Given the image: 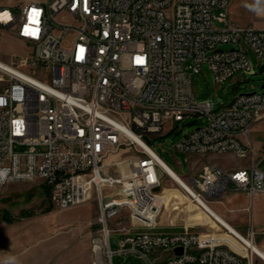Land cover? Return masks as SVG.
<instances>
[{"label": "built area", "instance_id": "obj_1", "mask_svg": "<svg viewBox=\"0 0 264 264\" xmlns=\"http://www.w3.org/2000/svg\"><path fill=\"white\" fill-rule=\"evenodd\" d=\"M230 2L46 0L0 7V28L25 48L0 59V194L8 185L41 181L53 207L67 211L95 192V232H106L109 250L93 234L91 264H255L208 234L156 231L163 207L158 196L171 176L146 141L161 135L167 122L204 118L175 150L250 155L239 137L264 117V91L237 95L216 109L211 101L196 102L191 87V73L205 64L222 84L240 72L255 73L251 52L264 60V29L233 24ZM61 10H68L67 18H60ZM226 44L233 48H220ZM120 151L136 156L128 172L120 163L112 175L107 160ZM139 156H147L145 167H138ZM182 180L188 187L181 189L199 204L229 190L250 199L264 194L257 162L235 171L205 165L198 177ZM112 189H120L119 198H110ZM123 191L143 199L144 207L121 201ZM142 227H149L148 237L136 236ZM247 231L253 242L251 224Z\"/></svg>", "mask_w": 264, "mask_h": 264}, {"label": "rangeland", "instance_id": "obj_2", "mask_svg": "<svg viewBox=\"0 0 264 264\" xmlns=\"http://www.w3.org/2000/svg\"><path fill=\"white\" fill-rule=\"evenodd\" d=\"M29 1L46 0H0V7L16 10L20 4ZM227 12L241 26L264 28V0H233L230 9L227 7ZM220 48L230 50L233 45H221ZM24 51L22 41L0 28V59L7 61L13 54ZM250 56L255 73L240 72L222 84L216 83L206 64L201 72L191 73V87L196 102L211 101L218 109L237 95L264 91V60H258L252 52ZM204 122V118L196 117H190L182 124L167 122L161 135L146 138L153 150L181 179L198 177L204 165L235 167L250 162L247 158L238 159L232 153L201 155L175 150L179 141ZM252 152L251 148L250 153ZM135 156L134 151H120L112 155L107 160L114 165L110 174L119 173L117 164L120 163H123L124 169L130 170L125 165ZM261 167L264 169V162ZM164 193L167 194V199L157 222V232L178 233L188 229L190 232L208 234L214 241L226 243L235 251L249 255V249L241 241L228 234L168 177L162 182L160 194ZM125 196H121V201ZM128 201L130 204L134 203L133 198ZM210 206L217 207L222 217L245 237L248 224L253 221L258 230L253 242L264 248V212L255 211L256 203L249 197L229 191L218 200L210 201ZM99 213L98 196L95 192L88 202L60 211L53 207L50 195L41 181L6 186L0 194V264H91L90 240L93 234L98 233L95 232L97 228L94 223ZM121 224L129 228L131 223L123 221ZM139 231L145 232V229ZM252 257L255 264H264L259 257ZM115 264H118L117 259Z\"/></svg>", "mask_w": 264, "mask_h": 264}, {"label": "bare ground", "instance_id": "obj_3", "mask_svg": "<svg viewBox=\"0 0 264 264\" xmlns=\"http://www.w3.org/2000/svg\"><path fill=\"white\" fill-rule=\"evenodd\" d=\"M32 4H33V1L22 3V5H32ZM67 17H68V10H61L60 11V18H67ZM137 140H138V142L140 144L145 145L147 147V145L145 143H143L140 139H137ZM241 143L244 144L242 141H241ZM147 148L151 151V153L156 155L149 147H147ZM156 157H158V156L156 155ZM158 159H159V157H158ZM159 160H160V163L163 165V167L166 169V171L171 176V179H173V181L175 183L181 184V185H183L185 187H188L185 184V182L181 179V177H179L161 159H159ZM145 163H147V156H139V158H138V167H145ZM125 166H128V168H130L128 164H126ZM218 168H220V167L218 166ZM122 170L125 173L128 172V170L124 169V167H123ZM119 194H120V189H112L110 191V198H116V196H118ZM124 194H126V196ZM121 196H125L123 201H127L129 206L136 207V208H143L144 207V200L140 199V198H135V194L134 193H130V191H123L121 193ZM132 198L134 199V203L130 204L128 199L131 200ZM166 199H167V194L166 193H164L163 195L160 194L158 196L157 203L162 202V204L164 206V202H165ZM197 204L200 205L201 207H204L203 209L210 215V217H212L215 221L219 222L225 229H227L233 235H235V237L237 236V237H239L241 239L239 241H241L250 251L249 255H245V256H254L255 255V256L259 257V259H261L264 262V251L261 248H259L257 245H255L251 240H249L246 237H244L241 233L236 231L218 213H216L212 208H210L211 207L210 204L206 203L204 200H201V204H199V203H197ZM108 207H116V200H108ZM162 210H163V207H162ZM158 219L156 220V224L158 222ZM136 236L148 237L149 236V231L145 230V232H136ZM94 241L95 242H102V250H109V241H106V232H98L96 235H94Z\"/></svg>", "mask_w": 264, "mask_h": 264}, {"label": "crops", "instance_id": "obj_4", "mask_svg": "<svg viewBox=\"0 0 264 264\" xmlns=\"http://www.w3.org/2000/svg\"><path fill=\"white\" fill-rule=\"evenodd\" d=\"M233 3V0H231V2L229 3L228 5V8L230 9V6L232 5ZM229 14V13H228ZM229 18L231 20V22L235 25H239L235 19H232L230 17V14H229ZM241 26V25H239ZM247 27V26H245ZM252 27V26H251ZM259 29H264V28H259ZM240 140L248 145L250 147V149L252 148L253 149V152L250 153V155L247 157V160H250V162H248L246 165H240V166H235V167H228V166H225V165H222V164H211V165H215V166H219L221 169H223L224 171H235L239 168H246V167H249L252 162H257L258 163V166L260 168L261 165L263 164L264 162V117L254 123L250 130H249V134L248 135H240ZM205 166V165H204ZM203 168V167H202ZM202 168L200 169L199 173L201 172ZM263 169V168H262ZM192 177H195V176H192ZM173 180V179H172ZM174 182V181H173ZM177 184V183H176ZM180 186V184H177ZM229 191H234V190H229ZM227 191V192H229ZM226 192V193H227ZM236 192V191H235ZM237 193H240V194H243L245 196H247L246 194L242 193V192H237ZM225 194V193H224ZM223 194V195H224ZM263 194H256L254 196L253 199H251L253 201V203H256V207H255V211H261V212H264V197L262 196ZM248 197V196H247ZM198 205V204H197ZM203 211H205L203 208L204 207H201L200 205H198ZM210 207V206H209ZM212 208L216 213H218L221 217L222 215L220 214L218 208L216 207H210ZM206 212V211H205ZM207 213V212H206ZM208 214V213H207ZM209 215V214H208ZM210 216V215H209ZM223 218V217H222ZM228 224H230L232 226V224L227 221L225 218H223ZM217 222V221H216ZM221 227H223L219 222H217ZM250 224L253 226L255 232H256V235L254 238H256V236L258 235V230L256 228V225L253 221L250 222ZM250 224H248L250 226ZM233 227V226H232ZM224 228V227H223ZM234 228V227H233ZM139 229H145V230H148L149 231V227H142V228H137L136 229V232H140ZM225 229V228H224ZM235 229V228H234ZM228 234L232 235L235 237V235H233L230 231H228L227 229H225ZM236 230V229H235ZM238 231V230H236ZM239 232V231H238ZM240 233V232H239ZM237 238V237H235ZM260 248V247H259ZM263 251H264V248H261Z\"/></svg>", "mask_w": 264, "mask_h": 264}, {"label": "water", "instance_id": "obj_5", "mask_svg": "<svg viewBox=\"0 0 264 264\" xmlns=\"http://www.w3.org/2000/svg\"><path fill=\"white\" fill-rule=\"evenodd\" d=\"M263 89H264V87H263ZM113 243H114V244H117L115 239L113 240ZM179 252H181V250H180Z\"/></svg>", "mask_w": 264, "mask_h": 264}, {"label": "snow or ice", "instance_id": "obj_6", "mask_svg": "<svg viewBox=\"0 0 264 264\" xmlns=\"http://www.w3.org/2000/svg\"><path fill=\"white\" fill-rule=\"evenodd\" d=\"M33 12H35V9H33Z\"/></svg>", "mask_w": 264, "mask_h": 264}]
</instances>
